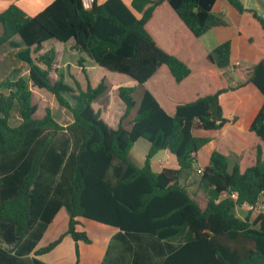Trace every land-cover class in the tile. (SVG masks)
<instances>
[{
	"label": "trees",
	"instance_id": "1",
	"mask_svg": "<svg viewBox=\"0 0 264 264\" xmlns=\"http://www.w3.org/2000/svg\"><path fill=\"white\" fill-rule=\"evenodd\" d=\"M216 1L132 0L128 7L122 0H107L103 4L94 2L86 10L81 0H52L35 16L15 4L0 13V47L6 43L19 47L12 40L19 36L24 48L15 57L27 64L29 71L26 79L7 77L0 81V159L29 151L21 167L0 180L6 185L0 200V223L11 225L15 237H21L32 221L31 187L40 170L44 166L57 170L65 158L74 162L66 235L76 243V264H80L78 243H91L86 231L78 230L79 218L118 228L129 237L147 235L160 241L188 238L160 264H264V213L252 221L250 215L241 219L234 213L236 208L255 206L264 194V155L260 145L254 164L244 170L236 164L230 171L227 157L212 151L209 164L201 173L196 172L200 193L190 194L181 183L183 175L193 173L198 151L213 141V137L197 132L219 131L229 122L219 101L229 88L221 75L210 71L213 84L218 85L215 91L179 104L173 116L147 89L137 102L136 86L118 88L125 111L117 128H110L92 107L109 85L105 76L97 85L90 84L86 57L107 72L125 75L141 87L162 65L181 83L190 75V68L158 47L146 24L156 8L167 2L191 34L199 38L210 29L227 24L212 12ZM228 2L241 14L247 11L240 0ZM249 15L264 32V19L253 10ZM50 40L85 55L77 58L75 66L84 76L85 88L79 81L72 86L62 76L51 78L52 71L58 72L54 48L33 56ZM207 60L217 71L226 69L231 62L230 41L218 45ZM68 61L71 70V59ZM30 83L49 91L57 104L72 114L73 122L63 126L50 108H46L44 117L36 118L38 107L32 101ZM246 85H252L263 96L249 129L264 144V56L249 67L246 80L236 88ZM15 106L21 121L12 126ZM62 130L72 133L76 143L68 155H56L55 165V159L45 160V156L53 150L54 137ZM140 138L150 143L142 167L130 159V151ZM161 150H169L175 156L177 169L152 170L151 159ZM63 237L40 248L35 255L51 252ZM108 252L109 248L105 259ZM111 260L112 264H124L121 258ZM15 261L0 247V264ZM133 264L145 261L138 256Z\"/></svg>",
	"mask_w": 264,
	"mask_h": 264
},
{
	"label": "crops",
	"instance_id": "2",
	"mask_svg": "<svg viewBox=\"0 0 264 264\" xmlns=\"http://www.w3.org/2000/svg\"><path fill=\"white\" fill-rule=\"evenodd\" d=\"M106 1L94 0L96 4H103ZM240 1L247 10L243 14L232 7L228 0H217L212 12L227 24L226 26L214 27L199 38L191 34L167 2L159 5L146 24V28L158 47L178 57L188 65L191 70L190 75L181 83H177L168 67L162 65L145 83L144 87L138 86L137 82L131 78L121 77L111 93L112 99L115 98L114 93L119 99L117 110L112 111L109 108L110 106L105 107L106 105H103L105 109L103 115H101L104 117L102 120L110 128H117L120 117L125 111V104L118 96V88L120 86H136L137 91L134 98L137 102L141 100L144 89H147L163 110L173 116L179 104L192 102L215 91L218 85L213 84L209 76L210 71H215L218 75H221L225 82L224 85L229 88L219 96V101L223 109V115L229 122L219 131L197 132L200 136L213 137V141L198 151L194 171L190 177L198 169L202 170L209 164L210 154L214 150L227 157L229 167L237 164L241 170L254 164L258 145L262 147L264 154V144L249 129L263 102V96L252 85L236 88L237 85L246 80L249 67L264 56V32L249 15V11L253 10L264 19V0ZM122 2L130 7L132 0H122ZM51 3L52 0H0V13L4 12L10 5L15 4L29 16H35ZM250 38L254 39L253 42ZM12 40L18 43L19 47H13L10 43L0 47V81L7 77L11 80H17L20 77L26 79L28 77L27 64L15 57V54L23 49L24 45L21 43L19 36H14ZM226 41L231 43V62L226 69L217 71L215 66L208 62L207 55ZM51 48L57 51L55 66L58 72H61L63 68L68 69V59L71 57L69 53L80 54L77 51L67 50L63 44L58 45V42L53 40L43 43L41 52L44 53ZM80 55L85 57L84 54ZM236 62H239L240 66H235ZM94 64L86 57V69L88 71L91 72L92 69L96 70L99 67ZM108 91L109 86L96 101L106 95ZM2 92L8 93L7 91ZM137 94H139L138 99ZM98 113L102 114L101 109L98 110ZM241 118H246L247 123L241 124ZM228 127H232V132L227 137L225 132ZM60 132L67 133L68 131L62 130ZM59 141L60 143L53 144V150H50L45 156L47 160L50 158L55 159V165L57 164L56 155H68L76 143L68 136L60 138ZM139 145L142 146L137 152L139 156H133L132 151L136 150ZM34 147L37 148L38 145ZM149 149L150 143L146 139H138L130 151V159L138 167H142ZM52 151L55 154L51 153ZM28 155L29 151L4 158L3 162H0V180L6 176L9 177L10 174L12 175L21 167ZM155 161H157L160 168L158 172L164 168H178L177 160L169 150H161L151 159L152 170ZM73 171L74 164L69 160L63 161L57 170L54 166L40 170L36 181L31 187V194L34 196L32 204L33 218L21 237H15L11 225L0 223V247L8 255L16 258L15 264H37L36 261L43 264H76V243L70 235H66L69 223L67 204ZM5 186L4 182L0 184V200L2 188ZM50 215L52 217L48 221ZM79 221L78 230L86 231L91 240L90 244L78 243L80 264H112L111 259L116 262L119 258L123 259L124 264H133L138 256L145 261V264H160L164 258L188 240L187 237L165 241L147 235L129 237L112 226L86 218H79ZM85 224L86 229L84 228ZM62 235L64 236L62 241L51 252L39 256L35 255L37 250L46 247ZM94 237L100 247L96 250L86 248L88 245L89 247L92 246ZM108 248L106 262L105 256ZM108 256L110 257L109 261Z\"/></svg>",
	"mask_w": 264,
	"mask_h": 264
},
{
	"label": "rangeland",
	"instance_id": "3",
	"mask_svg": "<svg viewBox=\"0 0 264 264\" xmlns=\"http://www.w3.org/2000/svg\"><path fill=\"white\" fill-rule=\"evenodd\" d=\"M52 44V43H51ZM58 45H60V43H58ZM66 47V46H65ZM72 52H74L72 50ZM42 52L40 51L39 53H34L33 52V56L36 57L39 54H41ZM69 60L71 59V63L73 65L71 70H66L65 68L61 69V72H54L52 71L51 73V78L52 79H56L59 76H62L64 81L66 83H69L70 85L74 86L75 82L79 81L80 85L82 88H85L86 85V81H84V76L81 74V71L76 68V60L78 57H82V55L80 54H70L69 53ZM95 65V64H94ZM96 66V65H95ZM97 67V66H96ZM104 76H106V81L109 85V91L108 93H106V95H103L98 101L94 102L93 104V109L96 113H98V110L101 109V113L99 114L100 118H104L103 116V112L104 109L103 105L105 104V107H109L112 109V111L117 110L118 108V97H116V94L114 93V99L111 98V93L113 90V87L119 82V78L124 77V78H129L125 75H119V74H113V73H109L106 70L97 67L96 70H91L90 72V77H89V81L90 84L92 86L97 85V83L99 82V80L101 78H103ZM118 78V79H117ZM30 88L31 90H33V97H32V101L34 104L37 105V111L35 114L36 118H42L45 115V110L46 108H50L52 111V115L53 117L63 126H67L69 124L72 123L73 121V117L72 114L65 110L64 108L60 107L57 102L55 101L53 95L47 91L46 89H39L36 87H33L32 84L30 83ZM139 94L136 95L137 99ZM71 101L72 104H74V101L71 100L70 97H68ZM106 101V102H105ZM110 104V105H109ZM227 117V115H226ZM21 119L18 115V110H17V106H15V108L12 110V115H11V119H10V124L12 126H17L20 123ZM241 124H246L247 123V119L246 118H241L240 121ZM232 132V127H228L225 135L228 137L230 135V133ZM64 136H68L69 138H71L74 142H76V138L74 136H72V133L67 132H59L58 134L55 135L54 137V143H60L59 139L63 138ZM47 137H49V134H47ZM57 138V139H56ZM53 143V144H54ZM142 146H137L136 150L132 151V155L138 157V151ZM264 147V146H263ZM142 153H144V151H142ZM264 155V154H263ZM4 160V159H3ZM3 160L0 159V162H2ZM46 160V159H45ZM64 161H68V159L64 158ZM69 162H73L72 159L69 160ZM74 163V162H73ZM24 169V168H22ZM21 169V172L23 171ZM45 169V166H44ZM232 166L229 167V170L231 171ZM153 170L155 172H158L160 170L159 166L157 165V161H155L154 163V168ZM5 172V171H2ZM181 183L189 190L190 194H194V193H200L202 192V190L199 188V175L198 174H193L191 177L187 176V175H183L182 179H181ZM264 213V211H262ZM235 215L238 218L244 219L246 216L250 215V219L251 221L255 219V217L257 216V214H259V211H256L254 209H250L247 206H243L241 208H236L235 209ZM84 228L86 229V224L84 225ZM83 246V245H82ZM100 247V244H98L96 238H93V244L91 247H89V245L86 248H91V250L93 249H98ZM112 251V250H111Z\"/></svg>",
	"mask_w": 264,
	"mask_h": 264
},
{
	"label": "built area",
	"instance_id": "4",
	"mask_svg": "<svg viewBox=\"0 0 264 264\" xmlns=\"http://www.w3.org/2000/svg\"><path fill=\"white\" fill-rule=\"evenodd\" d=\"M82 1V5L84 7V9L86 10H89L92 8V5L94 3V0H81ZM235 66H240V63L239 62H236L235 63ZM201 169H198L197 172L198 173H201ZM232 197L233 198H236V195L235 194H232ZM248 208L250 209H254L256 211H259L260 213L262 211H264V194H262L259 198V200L257 201V203L255 204V206L253 207H250V206H247Z\"/></svg>",
	"mask_w": 264,
	"mask_h": 264
}]
</instances>
